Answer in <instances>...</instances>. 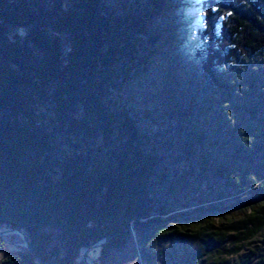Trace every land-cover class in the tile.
<instances>
[{"label": "trees", "instance_id": "16d2710c", "mask_svg": "<svg viewBox=\"0 0 264 264\" xmlns=\"http://www.w3.org/2000/svg\"><path fill=\"white\" fill-rule=\"evenodd\" d=\"M200 2L191 38L193 0H0V227L21 230L48 264H81L104 239L95 264H164L165 255L228 264L264 231V163L255 157L264 159V73H255L264 65V0ZM161 69L176 127L148 135L137 100L143 79L154 84ZM224 97L233 135L246 137L230 146L211 136L232 131L214 106ZM172 158L189 172L171 176ZM243 195L258 204L251 214L211 222L207 212L242 203H207ZM178 210L201 215L183 223L181 252L166 253L179 227L163 217ZM4 263L39 262L26 250Z\"/></svg>", "mask_w": 264, "mask_h": 264}, {"label": "rangeland", "instance_id": "374dc122", "mask_svg": "<svg viewBox=\"0 0 264 264\" xmlns=\"http://www.w3.org/2000/svg\"><path fill=\"white\" fill-rule=\"evenodd\" d=\"M193 12H196V18L193 21V24H191L190 28H189V36L191 38H193L195 36V32L198 30V28L201 27L202 25V10H201V2L200 0H193V4L190 7ZM191 45L189 44L187 46V50L193 49L192 44L194 43V40L191 39ZM260 63L264 64V60L262 59L260 61ZM261 66V65H260ZM259 66V67H260ZM236 71V70H235ZM255 71V70H254ZM164 69H161L159 71L158 77L155 78L156 81L154 84L151 83V80L149 78H145L143 79L144 81V86H145V95L141 96L138 98L137 102L138 105L140 107V109H142L143 111L141 112V119H142V131L146 132V134L148 133V135H152V134H160L164 135L163 132H166L167 135H172V131L168 132L169 129H173L176 127V121L175 119H171L170 114L168 112V110L165 108V104L167 103V97H166V91L165 88L168 84V79L166 78L167 76L164 75ZM167 73V72H166ZM165 73V74H166ZM255 73H257L258 75L263 74L264 73V65L262 68H259L258 71H255ZM247 77V73L246 72H242V79L241 81H245ZM147 88V89H146ZM177 89H185V86L182 85H178ZM264 90V89H263ZM264 92V91H263ZM180 94H182V91H179ZM152 98H156V105L158 106V110L157 112L155 111L153 106H149L148 104H150L151 102H153ZM225 98V97H224ZM239 98V95H236L234 99ZM223 102L221 103V105L219 104V102H216L214 106H216L215 109H218V112H222L224 110V115H223V123H230V129L232 131H229L230 133L227 135H225V128L224 129H219L217 127H215L216 131L215 134H213V132L211 133V136H214L213 141H219L220 143L223 142V140H225L224 142H227V144L230 146V143L232 142H236L235 138L238 137H245V135L242 133L241 135H239L238 133H235L233 135V125L232 123L237 121L235 120L234 114L233 112L229 109V106L227 105V99H223ZM220 105V106H219ZM148 106V108L151 110L149 115L144 111L145 108ZM159 114V119L160 120H153V117H155L156 114ZM147 114V115H146ZM162 116H165L164 120L162 118ZM213 117V116H212ZM212 117L209 115V120L212 119ZM252 124L251 120H242V128H248L250 127ZM160 132V133H159ZM171 133V134H168ZM251 138V137H249ZM222 146V145H221ZM252 151V150H251ZM250 151V152H251ZM256 152V151H255ZM218 153L220 154H225L227 153V150L224 148L221 149V151H217L216 154L218 155ZM231 154V153H229ZM170 155V153H169ZM263 153L261 154H257V152L255 153V157L256 159V163H264V159L262 157ZM171 156H169L170 158ZM259 163V165H260ZM168 170L171 172V176L173 175H180L183 174L185 172H189V167H188V163L183 161V162H177L176 159H169L167 160V164H166ZM255 167H259L258 165H253ZM195 167V166H194ZM197 168V167H195ZM261 168V166H260ZM198 170V169H197ZM199 172V170H198ZM264 173V172H263ZM216 188L217 190H221L222 187H220V184H217ZM203 190H206L207 192H211L210 187H207V185H202ZM224 197V196H222ZM217 199H220V197H217ZM238 202L242 203L241 205H237L235 208L231 209V211L227 210L223 213L221 212H217V211H210L207 212V216H209V219L211 220V222H213L216 226H221L223 224H227L229 222H237L239 220H242L245 216L251 214V212L257 208L258 204L257 203H251L250 202V197L248 195H243L240 196L237 199H230V200H218V202H213V203H207L205 206H210V204H213V206L219 207L220 205L224 206V207H228V206H232V205H236ZM259 205H264V200L258 202ZM187 212L186 216H180V217H176V219H171L172 216H177V215H183ZM189 212H194L193 210H178L175 211L173 213H170L169 215H166L165 217H163V222L166 224H170V225H176L179 228V234L174 236V238L171 241V246L166 247L165 251L166 253L170 252H181V241L184 240V226L183 223L185 224L186 222H195L196 223V218H198L201 213H190ZM182 223V224H181ZM6 228H1L0 227V231H3ZM24 234V233H23ZM25 235V234H24ZM27 237V236H26ZM169 237L164 236L162 238V244H164L165 246L169 245L167 239ZM101 246H99L98 248H94L91 249L89 252H87V257L90 260V262L92 264H95L96 261H98V259L100 258V254H99V248ZM2 248V249H1ZM29 251L26 247V244L24 242L23 236L20 235L19 233L16 232H11V233H7L4 236H0V264H5L4 261L9 258V257H14V256H19L20 254H23L24 252ZM85 251V250H84ZM83 251V253H84ZM31 253V252H30ZM152 254L154 255H158L159 253L156 249H153L151 251ZM264 257V231L261 232L260 234H258L255 238H253L250 242H248L244 247L242 252L237 255V256H232L228 259V264H252V263H256L259 260H261V257ZM35 257V256H34ZM36 258V257H35ZM38 260V259H37ZM161 260L163 261L164 264H172V262L169 260L168 255L162 256ZM79 263L81 264H86L83 258V254L82 257L79 258ZM38 264H42L39 260H38ZM13 264V263H11Z\"/></svg>", "mask_w": 264, "mask_h": 264}, {"label": "water", "instance_id": "95a60500", "mask_svg": "<svg viewBox=\"0 0 264 264\" xmlns=\"http://www.w3.org/2000/svg\"><path fill=\"white\" fill-rule=\"evenodd\" d=\"M11 232H16L19 233L20 235L23 236L24 242L26 244L27 249L29 250V252H31L42 264H48L47 262L43 261L40 257H38V255L35 253L30 241L28 240V238L26 237V235L23 234V232L19 229H11V228H6L3 231H0V236H4L7 233H11ZM108 239H104L102 241H99L98 243H92L89 247H87L83 253V258L86 264H92L90 262V260L87 257V252H89L91 249L94 248H98L99 246H102L104 243L107 242Z\"/></svg>", "mask_w": 264, "mask_h": 264}]
</instances>
